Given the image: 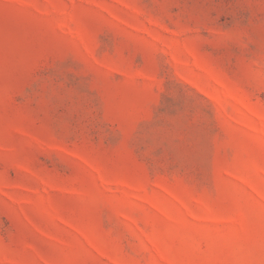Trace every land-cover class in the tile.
<instances>
[{
    "label": "rangeland",
    "instance_id": "374dc122",
    "mask_svg": "<svg viewBox=\"0 0 264 264\" xmlns=\"http://www.w3.org/2000/svg\"><path fill=\"white\" fill-rule=\"evenodd\" d=\"M0 264H264V0H0Z\"/></svg>",
    "mask_w": 264,
    "mask_h": 264
}]
</instances>
